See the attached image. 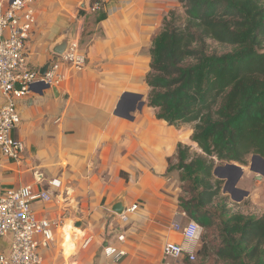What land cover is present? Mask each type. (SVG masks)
<instances>
[{
	"label": "crops",
	"instance_id": "0c3cea01",
	"mask_svg": "<svg viewBox=\"0 0 264 264\" xmlns=\"http://www.w3.org/2000/svg\"><path fill=\"white\" fill-rule=\"evenodd\" d=\"M81 1L33 0L30 65L39 69L50 61V44L71 25L87 63L82 70L63 64L65 78L56 93L36 83L18 99L21 121L12 135L25 148L17 162L0 153V194L24 185L47 190L52 199L32 205L37 216L55 219L63 213L74 231L91 236L84 248L78 241L67 259L59 250L60 239L41 247L42 264H157L162 259H157L155 244L171 240L168 229L174 221L188 219L178 205L179 172L167 168L178 143L193 152L194 122L170 125L158 119L148 105L145 80L152 41L175 10V0H107L103 12L85 13H80ZM3 103L0 93V108ZM249 163L242 165L233 187L243 192L235 198L254 202L264 193V180L250 171ZM52 179L60 185H50ZM121 192L126 205L137 204L124 222L109 210ZM121 233L124 240L119 241ZM108 245L126 255L119 261L106 257ZM6 249V238H0V250Z\"/></svg>",
	"mask_w": 264,
	"mask_h": 264
},
{
	"label": "trees",
	"instance_id": "16d2710c",
	"mask_svg": "<svg viewBox=\"0 0 264 264\" xmlns=\"http://www.w3.org/2000/svg\"><path fill=\"white\" fill-rule=\"evenodd\" d=\"M177 1L184 20L177 22L175 10L164 18L152 41L145 80L156 117L170 125L194 122L190 140L202 152L176 146L167 170L179 172L184 195L178 205L206 232L220 225L215 264H264V214L237 213L220 224L221 181L213 175L218 165H246L250 155L264 158V4ZM210 42L230 49L218 52ZM205 249L203 243L196 256L203 257Z\"/></svg>",
	"mask_w": 264,
	"mask_h": 264
},
{
	"label": "built area",
	"instance_id": "2783aa9c",
	"mask_svg": "<svg viewBox=\"0 0 264 264\" xmlns=\"http://www.w3.org/2000/svg\"><path fill=\"white\" fill-rule=\"evenodd\" d=\"M106 1L90 2L89 10L103 8ZM35 24L33 0H8L7 3L0 0V93L4 98L0 108V153L6 161H19L25 148L24 142L12 135L21 121L18 99L30 92L36 83L58 85L65 78V73L61 71L63 64L72 70H82L87 63L78 39L74 38L64 54L53 55L50 61H54V64L45 75H40L38 69L30 65L27 50ZM36 175L40 179V173ZM49 184L59 186L60 181L52 179ZM51 199L47 190L36 191L31 185L9 188L0 194V238L7 240V249L0 250V264H42L40 248H49L59 239V250L66 259L76 251L78 241H82V248L90 243L91 236H85L80 229L74 231L76 227L65 214L55 219L37 216L32 208L33 203ZM136 208L137 204L126 205L123 213L116 215L122 222L127 221ZM171 229L180 236V240L164 243L162 262L168 264L170 259L184 257L193 261L202 227L188 218L183 223L174 221ZM116 238L122 241L124 234H118ZM65 246H71L69 254H65ZM103 253L114 261L126 255L124 249L111 245L105 246Z\"/></svg>",
	"mask_w": 264,
	"mask_h": 264
},
{
	"label": "rangeland",
	"instance_id": "374dc122",
	"mask_svg": "<svg viewBox=\"0 0 264 264\" xmlns=\"http://www.w3.org/2000/svg\"><path fill=\"white\" fill-rule=\"evenodd\" d=\"M254 2L258 5L264 4V0H254ZM173 9H175V13L177 15V18H176L177 22L178 23L183 22L184 10L181 4L176 2V0H175V5L173 6ZM210 45H212V47H214L218 52H223V51H227L230 49L229 45H225V44L221 45L216 42H210ZM261 49L264 51V43L261 44ZM190 143L192 145L191 147H193L192 153H199V154L202 153L196 143L194 142H190ZM251 156L247 157V162L250 160ZM243 166H247V164ZM215 179H218L221 181L219 197L216 199V202H218L217 207H216L217 208L216 212H218L217 216H218V221L220 222V224L222 221L226 220L227 217L233 214H237V213L243 214L246 216H261L264 214V193L262 196H260L259 200L257 201L253 202L252 200H250V198H248V199H244L243 201L239 200L238 202L231 198L229 192L224 191V188H223L224 180L217 178V177ZM252 182L255 184L254 179H252ZM179 188H180L179 195H184V192L182 191L181 187ZM222 209L228 211V213L226 214L221 213ZM168 230H171L170 233H172L171 241H178L180 239V236L176 234L172 229H170V227ZM219 233H220V225L219 227L216 226V229H214L213 231L208 230V232H206L202 230L201 236H200L197 248H196V252L202 247L204 243L206 249H205V255L203 257L197 255L193 261H189L186 257L182 259H177V260L170 259L168 260V264H189V263L191 264H215L214 263L215 262L214 251L221 241L220 236L218 235ZM162 246H163L162 244L160 245L155 244V253H156L157 259H162L163 261ZM65 251H66V254L69 253L70 248H66ZM187 260L189 262H187ZM157 264H164V263L160 262L159 260Z\"/></svg>",
	"mask_w": 264,
	"mask_h": 264
},
{
	"label": "water",
	"instance_id": "95a60500",
	"mask_svg": "<svg viewBox=\"0 0 264 264\" xmlns=\"http://www.w3.org/2000/svg\"><path fill=\"white\" fill-rule=\"evenodd\" d=\"M83 11H88L90 8V0H82L78 6ZM75 38V29L74 25L68 27V29L61 34L58 38H56L49 46L50 52L55 55H62L67 50L69 44ZM54 64V61H47L44 65L40 66L38 72L40 75H45L50 67ZM44 88L51 87L53 92L56 93V87L54 85H48L44 83H39ZM252 157H258V155H252ZM249 169L252 172H256L253 168L252 162L249 163ZM220 170H225L227 173H220ZM243 173V167L241 165H237L235 163H225L223 165H218L213 170V175L220 179L229 180L231 177L233 179V183H235L239 177ZM260 178V177H258ZM225 191V190H224ZM231 195V198L239 201L240 198H235L232 196V192L228 191ZM126 208V202L124 197V192H121L113 201L112 204L109 206V210L115 214H122Z\"/></svg>",
	"mask_w": 264,
	"mask_h": 264
},
{
	"label": "flooded vegetation",
	"instance_id": "af4514ba",
	"mask_svg": "<svg viewBox=\"0 0 264 264\" xmlns=\"http://www.w3.org/2000/svg\"><path fill=\"white\" fill-rule=\"evenodd\" d=\"M250 162H252L253 168L256 170V172H252L255 173V175L258 177H260L259 179L264 180V158L258 156V157H250ZM220 173H227V171L225 170H220ZM256 177H252V179L255 180ZM224 180L223 182V188L225 191H230L232 192L233 197H240L243 196V192L234 189V184H233V179L232 177L229 180L226 179H222ZM231 196V195H230Z\"/></svg>",
	"mask_w": 264,
	"mask_h": 264
},
{
	"label": "bare ground",
	"instance_id": "6f19581e",
	"mask_svg": "<svg viewBox=\"0 0 264 264\" xmlns=\"http://www.w3.org/2000/svg\"><path fill=\"white\" fill-rule=\"evenodd\" d=\"M65 248H68V246H65ZM69 248H71V246H69ZM65 253H66V251H65ZM68 254V253H67Z\"/></svg>",
	"mask_w": 264,
	"mask_h": 264
}]
</instances>
